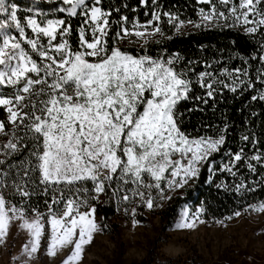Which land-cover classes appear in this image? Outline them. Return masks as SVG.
<instances>
[{"label":"snow or ice","instance_id":"1","mask_svg":"<svg viewBox=\"0 0 264 264\" xmlns=\"http://www.w3.org/2000/svg\"><path fill=\"white\" fill-rule=\"evenodd\" d=\"M138 2L149 17L143 22L124 13L129 5L106 0H47L26 13L0 0V245L13 226L27 234L16 264H32L45 240L48 257L71 249L62 264H83L86 248L108 229L97 221L101 197L121 203L139 227L138 208L163 207L205 168L238 178L236 193L264 186L255 133L240 137L249 154L243 145L226 147L229 123L191 124L203 106L215 113L225 92L264 103V0H198L208 5L198 21L162 10L160 0ZM164 18L177 33L188 25L238 28L258 47L228 58L239 66L166 49L150 54V43L171 38ZM125 40L139 50L123 47ZM218 155L227 162L217 168ZM241 169L257 177L251 186ZM205 211L186 206L176 228L207 223ZM251 213L264 214V201L216 222L226 228Z\"/></svg>","mask_w":264,"mask_h":264},{"label":"trees","instance_id":"2","mask_svg":"<svg viewBox=\"0 0 264 264\" xmlns=\"http://www.w3.org/2000/svg\"><path fill=\"white\" fill-rule=\"evenodd\" d=\"M11 2L17 3L21 13H26L29 7L43 10V5L47 4V0H9V3ZM106 3H111L114 7L129 5L128 8L122 9L124 13L130 18L138 16L141 22L149 18L144 15L145 9L138 0H106ZM48 6L50 7V5ZM160 6L162 10L178 15L181 20L192 21L199 20L198 11L200 7L208 8V5L200 4L198 0H160ZM132 9L136 11L134 12ZM164 19L165 23L162 27L166 35L171 38L159 37L160 43H150V54L154 55L166 49L168 52H179L186 59L211 61L221 58L231 66H239L240 61L229 60L228 58L235 57L236 53L251 55L258 47L255 40L238 28H194L187 26L182 30V33H177L171 25L166 23V18ZM73 23L75 24L76 21ZM122 46L132 51L139 50L129 44ZM251 94L249 92L243 96H233V94L225 92L224 97L217 103L215 113L212 112L210 105L203 106L206 109L205 112L193 113L191 124L196 125L203 121L207 124L222 126L224 122H227L230 124L226 145L228 149L235 151L243 145L245 152L250 154L252 151L250 144L245 145L240 137L255 133L256 138L260 140L257 147L264 151V103L252 102L250 100ZM192 106L191 103L185 102V107ZM253 113L258 115H253ZM208 131L212 132L214 129H208ZM215 161L218 168L222 163L227 162V156L218 155ZM241 171L251 186V181L256 180L257 177H252L246 169H241ZM238 182V178H234L228 173L217 171L213 175L205 168L201 171L199 178L191 181L179 195L165 203L163 207L155 208L152 212L161 218L162 226L167 228L176 220L183 204H189L192 211L203 206L206 209L204 219L216 221L231 215L235 210L245 208L248 204L264 201V186L257 185L256 191H245L240 194L234 191V185ZM222 183L227 187H218ZM101 200L102 203L97 207V217L100 222L108 224V229L105 232L111 233L116 229L117 224L112 218L122 216L131 218L123 211L124 206L121 203L109 200L107 197H101ZM144 211V208L137 209L136 218L141 222L148 220ZM140 264H153V259L148 258Z\"/></svg>","mask_w":264,"mask_h":264},{"label":"rangeland","instance_id":"3","mask_svg":"<svg viewBox=\"0 0 264 264\" xmlns=\"http://www.w3.org/2000/svg\"><path fill=\"white\" fill-rule=\"evenodd\" d=\"M122 45H128L127 40ZM182 190L172 193V197ZM186 206L190 208L189 204H183L178 217L167 228L162 226L158 215L146 208L144 215L148 220L140 221L139 227H131L129 217L112 218L116 229L95 236L85 250L83 264H140L148 258L153 259V264H264V214L241 215L225 221L226 228L216 220L198 225L194 230H179L176 225ZM97 221L100 222L98 217ZM26 239L27 234L13 226L7 242L0 245V264H16L15 258L22 256ZM45 245L46 240L42 241L38 258L32 264H62L71 251L65 249L51 258Z\"/></svg>","mask_w":264,"mask_h":264}]
</instances>
